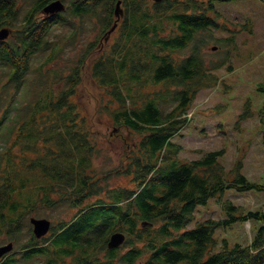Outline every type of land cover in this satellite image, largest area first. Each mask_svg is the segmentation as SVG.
<instances>
[{"label": "trees", "instance_id": "trees-1", "mask_svg": "<svg viewBox=\"0 0 264 264\" xmlns=\"http://www.w3.org/2000/svg\"><path fill=\"white\" fill-rule=\"evenodd\" d=\"M49 1L36 0L33 10L26 11L16 44L0 41V64L9 70V82L17 91L32 87L26 75L34 53L49 51L48 61L55 58L79 31L78 18H89L83 20L85 26L86 21L97 20L101 34H108L116 21L118 0H71L64 13L39 16ZM122 5L124 20L115 38L91 59L97 41L83 49L57 94L43 92L28 103L27 90L21 98L14 97L7 83H0V111L5 106L0 114L4 139L0 145V233L8 229L9 238L22 235L25 215L39 202H51L49 191L59 187L62 194L57 203H69L78 210L71 220L53 228L51 247L38 245L39 239L32 234L22 260L46 255L51 249L59 257L76 249L91 254L97 246L94 240L106 244L113 232L124 231L131 249L119 255V247H108V260L102 264H114L118 257L125 264H135L146 252L148 258L140 264H264V209L244 213L224 201L226 217L192 226L200 205L211 199L221 201L230 189L264 191V183L250 180L242 172L241 160L228 169L220 159L225 149L184 161L178 157L182 147L173 141L188 124L199 91L220 80L217 71L226 62L227 55L207 64L199 38L217 32L216 42L232 44L242 27L234 30L220 23L227 20L214 0H122ZM18 8L17 0H0V26H16ZM68 22L73 24L71 30L57 36L56 29ZM189 47L192 52L185 54ZM88 60L101 94L98 107L110 113L121 130L113 131L112 138L121 135L122 128L145 135L137 145H125L124 164L111 171L93 167L95 155L102 153L98 133L103 134L89 123L76 97L81 67ZM47 74L48 79L63 77L55 69ZM257 90L264 93V81ZM114 175L130 176L129 184L118 182L110 188L108 177ZM100 180L106 184L101 186ZM101 191L108 197L93 198ZM248 220L259 223L249 243L217 238L218 229ZM143 221L149 223L144 226ZM83 257L89 262L88 256ZM17 259L16 253H9L0 264H15Z\"/></svg>", "mask_w": 264, "mask_h": 264}, {"label": "rangeland", "instance_id": "rangeland-1", "mask_svg": "<svg viewBox=\"0 0 264 264\" xmlns=\"http://www.w3.org/2000/svg\"><path fill=\"white\" fill-rule=\"evenodd\" d=\"M17 1L19 22L16 23V26L3 25L12 29L6 40L14 44L17 43V35L19 36L18 32L22 28L23 16L28 9H33V4L36 0ZM62 1L67 4L71 0ZM214 1L216 8L227 20L223 19L220 23H226L228 28L234 30L242 27V30L236 34L235 42L232 44L216 42V37L220 36L217 32L213 33V35H209V32H207L208 36L205 35L204 38H199L201 42L199 45L200 51L205 56L207 64L210 65L227 55L226 62L217 71L219 72L220 78L218 76V79L220 80H217L215 85L199 91L188 113L190 118L188 124L173 138V141L182 147L178 157L184 161L197 159L211 150L225 149L226 152L220 159L228 169L233 168L241 160L243 162L242 172L250 180L264 183V93L257 90L259 83L264 81V0ZM120 8L122 13L114 17L118 23L115 24L114 22V25L106 32L110 34L111 29L116 25L109 36L108 34L100 33L97 20H88L85 26L83 20L89 18H82V20L78 18L79 31L76 32L72 40L66 43L63 51L56 54L55 58L48 61L49 51H42V53L36 51L31 58L33 64L29 70V75L28 73L26 75L29 86H32L30 89L23 86L17 91L15 84L9 82V70L2 64H0V83H7L6 87L14 97L21 98V95L27 90L26 101L28 103L35 100L43 92L48 91L57 94L64 88L66 77L71 69L76 67L79 55L83 54V49L97 41V46L90 52L88 57L91 59L115 38L116 32L119 31V27H121V23L124 20L125 8L123 5ZM228 21L235 23L236 26ZM72 26L73 24L69 22L67 25H60L56 29L57 36L68 33ZM165 33H169V29ZM57 36H54V38H58ZM215 46L216 49H214ZM191 52V47L184 51L185 54ZM88 63L89 60L81 67L83 71L82 81L78 86L76 97L82 105L83 111L88 114L89 123L96 126L99 129L98 131L103 134L100 135L98 133V147L102 148V153L95 155L93 167L96 170L105 169L106 171H111L124 164L123 153L125 145H129V148H131L140 143L145 135L128 128H122L121 135L112 138L111 134H116L115 132L120 130V127H115L116 125L113 123L110 113H102L100 111L98 104L101 94L97 82L91 75ZM229 65H233L232 70L229 69ZM48 69L62 71L63 77L53 75L51 77L53 81H51V79L47 78ZM105 98L110 100L107 94H105ZM4 109L5 106L2 105L0 114L3 113ZM22 110H25L24 106ZM113 131L115 132L112 133ZM3 140V135L0 134V145ZM15 150L19 149L16 147ZM28 155L35 157L34 154ZM88 170L91 171V169ZM127 177L125 178L123 175L109 176V187L116 186L118 182L127 186L130 176ZM104 180L107 181L105 178ZM104 180L99 181L101 186L106 184ZM61 194L62 192L59 193V187L50 190L49 198L51 202H39V205L25 215L22 235L9 238L11 231L9 232L8 229H4L0 233V245L9 242L14 243L11 254L16 253L19 257L15 264H50V261H52V264H102L108 260V244H102L103 242L98 238L94 240L97 246L93 247L91 254L90 251L82 252L81 249H76L73 254L59 257L51 249V251L48 250L46 255L21 259L22 250L26 248L24 246L29 242L33 234L32 217L48 218L52 221L51 230L45 236L38 238V245L51 247V243H53V228L57 227L62 220H71L73 214L78 210L77 207H71L69 203H57ZM108 195L105 191H101V193H94L93 198H107ZM37 199H39V196H37ZM224 201L236 204L240 207L239 210L244 213L250 210L264 209V191L256 189L244 192L234 189L227 190L221 201L211 199L209 204L200 205L192 226L208 218L218 220L226 217L227 214L223 207ZM56 203L57 207L55 206ZM257 224L259 223L251 221L237 222L228 228L218 229L216 236L219 240L226 238L231 243L241 242L247 244L253 237L255 225ZM220 246L221 243H219L217 248H220ZM119 248V255L131 249V245L128 243V235L126 241ZM83 255L85 257L88 256L89 262L85 261ZM147 258L148 253L146 252L135 264H140L142 260ZM2 259L5 260L4 257ZM119 259L118 257L114 264H125Z\"/></svg>", "mask_w": 264, "mask_h": 264}, {"label": "water", "instance_id": "water-1", "mask_svg": "<svg viewBox=\"0 0 264 264\" xmlns=\"http://www.w3.org/2000/svg\"><path fill=\"white\" fill-rule=\"evenodd\" d=\"M157 2L163 1V0H155ZM121 1L119 0L116 6V15H119L121 13L120 9ZM65 9V4L63 3L62 0H54L47 4L43 11L46 12L47 14H55L60 11H63ZM117 24V23H116ZM116 25L111 29L110 33L112 30H114ZM10 30L8 28H3L0 30V39H5L9 36ZM216 49V46L214 47ZM31 222L33 223V230L34 233L38 238L44 236L47 234L52 226V222L48 218H36L32 217ZM149 222L148 221H143V225H147ZM126 240V234L123 231H116L111 234L110 239L108 241V246L109 248H116L119 247L121 244H123ZM14 248V243L9 242L8 244L5 245H0V259L7 254L9 251H11Z\"/></svg>", "mask_w": 264, "mask_h": 264}]
</instances>
